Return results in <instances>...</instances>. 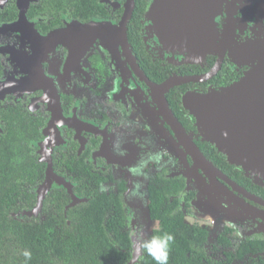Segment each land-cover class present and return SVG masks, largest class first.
Here are the masks:
<instances>
[{"label": "flooded vegetation", "instance_id": "1", "mask_svg": "<svg viewBox=\"0 0 264 264\" xmlns=\"http://www.w3.org/2000/svg\"><path fill=\"white\" fill-rule=\"evenodd\" d=\"M86 1L77 8L85 14L71 0H0V141L8 130L26 134V186L34 197L29 211L13 217H33L46 227V214L58 210L56 202L46 205L49 196L64 191L71 204L72 196L80 199L75 191L86 177L94 193L121 210L120 232L128 237L133 231L137 246L155 236L162 223L154 216L176 201L184 222L204 231L203 243L189 248L188 264H264V181L213 150L182 108L187 94L228 88L264 66V0L224 2L213 21L212 54L202 63L175 65L147 52L151 0L140 20L138 53L129 36L136 19L121 29L128 0ZM219 59L212 78L174 85L164 97L157 89L174 78L203 77ZM193 147L209 167L194 158ZM162 150L159 165L139 167ZM133 166L142 168L140 175L127 171ZM48 180L36 215H24L37 209L38 191ZM164 191L170 194L159 204L156 194ZM142 255L131 249L127 264H137Z\"/></svg>", "mask_w": 264, "mask_h": 264}, {"label": "trees", "instance_id": "2", "mask_svg": "<svg viewBox=\"0 0 264 264\" xmlns=\"http://www.w3.org/2000/svg\"><path fill=\"white\" fill-rule=\"evenodd\" d=\"M71 2L76 10L78 6L85 8L88 5L86 0ZM147 3L148 0H135L130 16L131 23L136 19L138 25H131L129 32L137 53L143 48L137 40L140 37V20H143ZM77 11L85 12L81 9ZM207 144L217 152L211 143ZM28 145L25 133L13 134L10 130L0 141V175L3 176L0 179V264H127L132 246L128 237L120 232L124 223L123 213L120 209H112L107 196L94 193L91 181L86 177L81 179L82 189L75 191L85 202L64 210L70 204L64 191L49 196L46 205L56 202L58 210L46 214V227L35 224L33 217H24L22 220L13 217V214L29 211L33 206L34 197L27 192L31 168ZM169 194L165 191L162 195L157 193L159 204H163ZM169 208L154 216L162 223L155 236L164 233L174 236L168 264H188L185 257L190 253L189 248L199 240L203 243L204 231L184 222L176 201ZM25 251L31 252V259L23 256ZM137 264H155V261L143 253Z\"/></svg>", "mask_w": 264, "mask_h": 264}, {"label": "water", "instance_id": "3", "mask_svg": "<svg viewBox=\"0 0 264 264\" xmlns=\"http://www.w3.org/2000/svg\"><path fill=\"white\" fill-rule=\"evenodd\" d=\"M227 0H151L146 12V40L149 53L172 64L199 63L205 59L216 43L214 19L220 13ZM121 29L126 28L135 0H128ZM83 29V28H82ZM86 29V28H85ZM64 33V32H63ZM66 33V32H65ZM124 34L122 38H124ZM88 35H67L66 39ZM156 38L154 42L153 38ZM73 40V41H74ZM125 41V38H124ZM154 42V43H153ZM72 43V41H71ZM220 51V49H219ZM218 55L221 56L220 52ZM221 59L209 74L203 77L174 78L157 87L162 96L174 85H181L212 78L220 69ZM4 85L0 84V90ZM184 108L196 120L204 140L211 143L227 161L241 168L246 174L264 180V66L250 71L239 83L219 91L211 90L207 94L189 93L182 100ZM235 121V125L231 124ZM176 126L181 128L178 121ZM246 123V127L242 128ZM182 129V128H181ZM194 158L199 159L207 168L196 147ZM48 176H53L51 165ZM51 181V180H50ZM40 187L39 203L34 212L24 215H36L41 207L51 183ZM69 186V185H68ZM70 187V186H69ZM68 187V188H69ZM85 200L72 196L69 207ZM68 207V208H69Z\"/></svg>", "mask_w": 264, "mask_h": 264}, {"label": "clouds", "instance_id": "4", "mask_svg": "<svg viewBox=\"0 0 264 264\" xmlns=\"http://www.w3.org/2000/svg\"><path fill=\"white\" fill-rule=\"evenodd\" d=\"M57 127H59V124ZM163 155H166V152L162 150L153 156H149V160H153L157 165H159ZM139 167H143V165H140ZM139 167L134 166L129 169V172L133 176L140 175ZM135 187L139 188V184H137ZM134 235L135 233L133 231L128 232V238L131 242L134 255L142 252L151 257L152 260L155 261V264H168L170 244L174 241L173 235L164 233L160 236H153L149 242L141 243L139 246H137L135 242L132 241V237ZM31 255L32 254L29 251H25L23 253V256L26 259H31Z\"/></svg>", "mask_w": 264, "mask_h": 264}, {"label": "rangeland", "instance_id": "5", "mask_svg": "<svg viewBox=\"0 0 264 264\" xmlns=\"http://www.w3.org/2000/svg\"><path fill=\"white\" fill-rule=\"evenodd\" d=\"M153 40H154V42H156L155 41V37L153 38ZM153 42V43H154ZM149 46L151 45V43H147ZM153 155H155V152H152V153H150V155L149 156H153ZM149 156L148 157H146V158H144V163H143V169H145L146 167H148V165H149V163L151 162V161H153V160H149ZM134 167V166H133ZM138 167V166H137ZM130 168H132V167H129V168H127V171L129 172V169ZM139 169H142V168H139ZM130 173V172H129ZM259 179H261V178H259ZM262 180V179H261ZM264 181V180H263ZM219 214H221L222 215V212H220L219 211ZM186 221L188 222V223H191L192 221H191V219L190 218H187L186 217Z\"/></svg>", "mask_w": 264, "mask_h": 264}]
</instances>
